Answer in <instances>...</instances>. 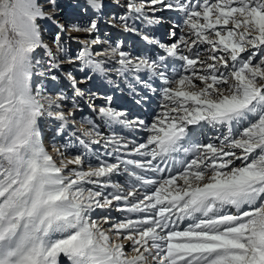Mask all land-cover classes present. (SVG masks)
I'll use <instances>...</instances> for the list:
<instances>
[{
	"label": "snow or ice",
	"instance_id": "6c2138e0",
	"mask_svg": "<svg viewBox=\"0 0 264 264\" xmlns=\"http://www.w3.org/2000/svg\"><path fill=\"white\" fill-rule=\"evenodd\" d=\"M107 6L78 0L73 7L88 20L65 24L60 0H0V264H264V0H128L125 8L141 16L146 8L182 13L183 34L171 33L178 42L143 34L164 54L133 59L116 48L97 53L92 45L101 41L93 38L67 58L64 39L80 40L69 28L97 32L94 17ZM116 19L136 31L127 17ZM115 57L119 67L109 68ZM65 59L85 72L84 81L66 73L78 96L89 72L158 77L162 110L146 122L113 107L109 96L93 107L111 135L88 118L87 128L76 127L82 109L73 100L65 111L69 97L44 83L58 79ZM173 60L182 70L169 76L163 69ZM45 118L83 151L69 158L64 143L54 158L43 142ZM205 124L226 134L193 142L191 126ZM116 128L146 135L129 141ZM121 172L125 184L113 181ZM113 209L126 215L113 218Z\"/></svg>",
	"mask_w": 264,
	"mask_h": 264
},
{
	"label": "rangeland",
	"instance_id": "374dc122",
	"mask_svg": "<svg viewBox=\"0 0 264 264\" xmlns=\"http://www.w3.org/2000/svg\"><path fill=\"white\" fill-rule=\"evenodd\" d=\"M78 0H60L61 7L63 9V12L61 13V22L68 24L71 21H87L89 16L82 14L79 9L73 7L74 4H76ZM128 0H119V4H116L114 0H106L107 7L105 8L102 15L98 17H94L98 20V31L88 35L85 33H76L73 32L70 28L67 33L68 36H78L80 37L79 42H77L74 39H64V47L66 49V53L64 54L67 58L75 59V57L82 51L84 41H91L93 38H98L101 43H98L96 45H92V48L95 49L97 53H101L104 50H111L112 48H116L117 50H123L124 52L128 53L131 58H152V59H158L161 55L164 54L163 49L159 48L158 45L148 43L142 39L143 34H148L151 37H153L155 40H158L161 42L160 39L157 37H169L164 44H170L172 42H178L176 37H173L171 33L173 31L176 32L177 37L182 35L186 26L183 23V14L177 13L175 11L171 10H163V11H156L152 12L148 8L145 9V15L141 16L139 14L132 13L130 10H127L125 8L126 3ZM135 2L140 3L142 0H135ZM143 2L147 3V0H143ZM158 7V6H154ZM119 16H125L127 17V23L131 26H133L136 31L130 32L125 30V28L122 26L120 21H118L116 18ZM149 19H158L161 21L160 23H149ZM115 25V26H114ZM170 35V36H169ZM51 33L46 32L45 33V42H49ZM163 43V42H162ZM53 50H55V46H53ZM97 59H103L102 56H97ZM37 59L40 60L42 63L47 60L46 53H38ZM118 59V57L112 58L110 62L108 63L109 68L113 67H119L118 64L115 63V60ZM168 63V67L166 68L167 72L166 74L171 76L173 74V69L176 71L182 70V64L178 60H173ZM79 65L78 63L69 64L67 62V59L64 60V62L61 64V67L58 71L55 72L58 79L56 81L51 80H44V83L46 87L48 88V91L52 94H57L59 92H63L69 97V102L66 103L65 111H67L69 108H71V102L74 100L78 105L79 108L82 109V111H77L75 115L76 120V127L77 125L80 126L81 124L84 125V128H87L88 125L86 122H82V118H93L95 115H92L90 113H93L92 108L93 106L98 107L100 105H103L105 103V98L109 97V89H114L116 91L117 88H120L122 86H126L128 82L127 90H123L125 92V95H127V99L131 98L134 100H138L139 102L146 103V100L150 98V92L149 88L145 87V91L142 90V85L144 83L138 81L137 76L141 78L147 79L148 83L151 85L152 88H154L153 83H156V79L152 78L153 76L146 74L144 71H141L138 74L128 73L124 76L117 75L114 71L111 72L107 77L99 76L96 74L88 73L89 75H92L91 80H87L86 82H82L78 87L79 90L83 93H93L95 94L91 100H89V95L86 97L83 102H78L79 100L76 99L78 95L74 92L72 87L70 86L68 80L65 78L67 72H72L73 75H75L78 79L81 81H84L85 79V72H81L78 70ZM86 72L88 70H85ZM112 74V75H111ZM113 77V78H112ZM110 78V79H109ZM158 78V77H157ZM43 79V78H41ZM159 82H161L158 85H155V88L157 89L154 93H156L157 102L156 103H148V107H156L155 112L152 113L155 115L156 113L160 112L161 104H162V94H161V88L163 87V81H161L158 78ZM136 82V83H131ZM110 84V85H109ZM122 84V85H121ZM141 84V86H139ZM84 86V87H83ZM101 86V87H100ZM130 87V88H129ZM104 88L107 90L108 93L104 94V92H101ZM122 89V88H121ZM132 89L135 92H142V93H132ZM113 92V91H112ZM122 92V94L124 93ZM145 94L147 95V99H142ZM138 95V96H137ZM142 95V96H141ZM105 96V97H104ZM116 99L115 97H112L111 101H114ZM120 101V100H116ZM112 105V103H111ZM113 106V105H112ZM119 110L126 111V109L123 110V108H120ZM142 111L141 109L138 110V112ZM96 113V112H95ZM129 114V113H128ZM97 116V115H96ZM130 117H139L141 119L146 120V122L150 121L152 117H144L139 116L135 114H129ZM99 126L100 130L104 132L107 135H111L112 129L105 128L103 122L101 119H93ZM58 122L54 121L52 118H45L42 121V132L43 135V142L46 149H50L48 146H59L64 143H69L70 151H68V156L76 155L78 154L77 149L80 151H83V149L76 144L74 137H68L65 136L63 139H61L60 135L56 134V125ZM86 125V126H85ZM105 128V129H104ZM45 129V130H44ZM48 129L51 130L48 132ZM193 129V136L192 140L193 142H200V143H208V142H215L217 137H221L226 134V129L219 128V127H212L211 125H203V126H192ZM109 132H107V131ZM122 130H125L129 132L128 134L126 132H123ZM115 131L119 132L120 135L127 138V140L132 141L135 140L137 142L142 141L144 136L146 135L144 132L141 134L136 129H120L116 128ZM46 133V134H45ZM48 133V134H47ZM52 135V136H51ZM77 136H80V133L76 134ZM134 135V136H133ZM47 138L52 139V141H48ZM83 139H87L86 137H81ZM75 145V147H73ZM54 147V148H55ZM52 149V148H51ZM72 149V150H71ZM92 151L99 155L101 159L107 158L111 160L110 157H106V149L101 145H93ZM87 161V160H86ZM95 159L92 158V163H95ZM87 163V162H86ZM120 174L115 175L113 177V181L120 184H125L128 181V176L125 175V181L124 178H121ZM151 175V174H150ZM121 178V179H120ZM110 215L113 218H121L123 215L121 212L116 211L113 209L110 213ZM127 244L128 242L125 241Z\"/></svg>",
	"mask_w": 264,
	"mask_h": 264
},
{
	"label": "bare ground",
	"instance_id": "6f19581e",
	"mask_svg": "<svg viewBox=\"0 0 264 264\" xmlns=\"http://www.w3.org/2000/svg\"><path fill=\"white\" fill-rule=\"evenodd\" d=\"M167 39H168V38H167ZM168 40H169V39H168ZM73 60H74V59H73ZM69 64H70V63H69ZM72 64H73V63H72ZM109 79H110V78H109ZM83 83H84V82H83ZM83 87H84V86H83ZM101 89H103L101 92H104V94H106V93H108V92H110V91H111V92H112V91L114 92V90H109V91L107 92V90H105L104 88H101ZM107 89H109V88H107ZM120 89H121V88H120ZM121 90H123V89H121ZM118 92H119V91H118V89H117L116 97H117V98L124 97L123 100H125V95H124V93L122 94V91L119 92V93H118ZM82 93H83V92H82ZM84 94H85V93H83L82 96H77V97H78L77 100H80L81 97H82V99L84 100V99L86 98V97H84ZM90 94H93V93H92V92L89 93V94L86 93L85 96L90 95ZM108 95L112 98V95H111L110 93H109ZM104 97H105V96H104ZM93 99H94V97H93ZM152 99H153V97H152ZM114 100H115V99H114ZM152 101H155V100H152ZM118 103H121V102H118ZM141 104H142L141 102H137V101H134V102H133V101L128 100L127 102L124 101V102L121 103L120 105H127V106L130 107V109L133 111V110H135L136 108H139V106H141ZM100 106H101V105H100ZM98 107H99V106H98ZM144 110H146V107H144ZM152 111H153V109H151V110L148 112V114L150 115V114L152 113ZM93 113H94V112H93ZM145 115H146V111H145ZM97 118L100 119V117H99L98 115L96 116V119H97ZM91 119L93 120V118H91ZM95 121H97V120H95ZM85 126H86V125H85ZM77 127H82V128H84V125H82V124H81L80 126L77 125ZM104 129H105V128H104ZM44 130H45V129H44ZM134 130H135V129H134ZM136 130L139 131L141 134H143V131L138 130V129H136ZM50 131H51V130L48 129V132H50ZM101 131H102V130H101ZM43 134H44V133H43ZM45 134H46V133H45ZM47 134H48V133H47ZM43 136H44V135H43ZM51 136H52V135H51ZM47 140H48V141H52V139L50 140V138H47ZM48 147L50 148L49 150L47 149V150L49 151V153L52 154V155L54 156V158L57 157V153L54 151V147H55V146H53V145L50 146V145H49ZM51 148H52V149H51ZM71 150H72V149H71ZM68 151H70V149H69V150L67 149V152H68ZM70 157H71V156H69V158H70ZM86 160H87V159H86ZM86 162H87V161H86ZM121 173H122V174H121V178H124L125 174H124L123 172H121ZM156 178H159L158 175L156 176ZM124 181H125V179H124Z\"/></svg>",
	"mask_w": 264,
	"mask_h": 264
}]
</instances>
